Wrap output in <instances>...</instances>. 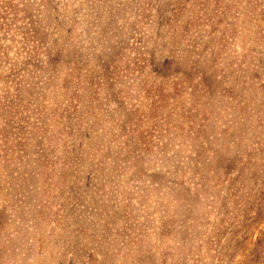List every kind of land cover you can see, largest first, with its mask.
<instances>
[{
  "label": "rangeland",
  "instance_id": "1",
  "mask_svg": "<svg viewBox=\"0 0 264 264\" xmlns=\"http://www.w3.org/2000/svg\"><path fill=\"white\" fill-rule=\"evenodd\" d=\"M0 264H264V0H0Z\"/></svg>",
  "mask_w": 264,
  "mask_h": 264
}]
</instances>
